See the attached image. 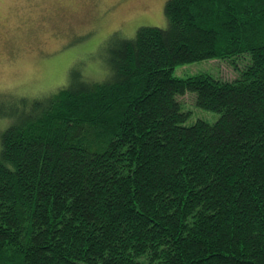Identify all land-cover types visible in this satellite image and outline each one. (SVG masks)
I'll list each match as a JSON object with an SVG mask.
<instances>
[{
    "label": "trees",
    "instance_id": "obj_1",
    "mask_svg": "<svg viewBox=\"0 0 264 264\" xmlns=\"http://www.w3.org/2000/svg\"><path fill=\"white\" fill-rule=\"evenodd\" d=\"M111 74L15 109L0 264H264V0H168ZM228 62L232 80L175 76ZM219 114L187 124L181 98Z\"/></svg>",
    "mask_w": 264,
    "mask_h": 264
},
{
    "label": "rangeland",
    "instance_id": "obj_2",
    "mask_svg": "<svg viewBox=\"0 0 264 264\" xmlns=\"http://www.w3.org/2000/svg\"><path fill=\"white\" fill-rule=\"evenodd\" d=\"M167 1L0 0V149L1 134L13 122L17 106L44 101L76 81H106L111 43L133 38L141 26L165 28ZM199 73L236 77L221 60L181 65L174 72L181 78ZM181 101L192 112L188 125L219 118L193 104L190 94Z\"/></svg>",
    "mask_w": 264,
    "mask_h": 264
}]
</instances>
